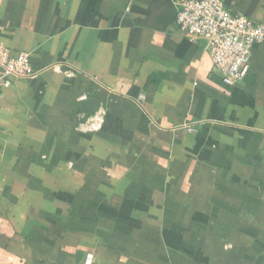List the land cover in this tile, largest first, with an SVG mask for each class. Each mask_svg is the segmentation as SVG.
Listing matches in <instances>:
<instances>
[{
	"label": "crops",
	"instance_id": "1",
	"mask_svg": "<svg viewBox=\"0 0 264 264\" xmlns=\"http://www.w3.org/2000/svg\"><path fill=\"white\" fill-rule=\"evenodd\" d=\"M178 1L0 0V264H264V41L228 87Z\"/></svg>",
	"mask_w": 264,
	"mask_h": 264
},
{
	"label": "built area",
	"instance_id": "2",
	"mask_svg": "<svg viewBox=\"0 0 264 264\" xmlns=\"http://www.w3.org/2000/svg\"><path fill=\"white\" fill-rule=\"evenodd\" d=\"M176 25L193 43L201 42L210 57L213 71L228 87L242 83L249 73L251 49L264 41V25L246 16L231 13L221 0H179ZM40 73L31 67L29 55H9L0 48V86L8 88L10 80L34 78ZM103 124V110H97L79 125L88 132Z\"/></svg>",
	"mask_w": 264,
	"mask_h": 264
}]
</instances>
